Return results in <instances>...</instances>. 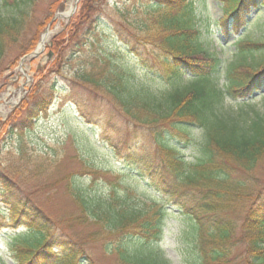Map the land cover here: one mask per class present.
Here are the masks:
<instances>
[{
  "label": "trees",
  "instance_id": "16d2710c",
  "mask_svg": "<svg viewBox=\"0 0 264 264\" xmlns=\"http://www.w3.org/2000/svg\"><path fill=\"white\" fill-rule=\"evenodd\" d=\"M40 1L0 0V74L35 51L42 31L63 9L64 1L59 0L51 4L44 21H37ZM135 1L134 9H118L123 25L130 22L128 39L133 42L126 41L127 51H119L127 56L135 53L144 67L142 77L135 72L139 64L123 63L120 52L91 50L105 0H81L78 17L47 47L56 58L53 68L65 65V49L70 48L73 56H80L73 81L107 98L127 122L148 129L162 160L157 172L149 168L148 172L168 178L170 193L176 191L180 196L175 207L190 222L187 232L193 247L189 254L194 264H264V190L250 176L264 161V114L238 109L233 116L223 104L225 98L248 100L264 92V57L247 61L250 55L264 51V43L238 41L233 62L222 66L202 45L196 0ZM222 2L223 16L215 24L220 23L225 34L237 35L248 25L251 13L264 7V0ZM30 29L32 37L25 43L22 39ZM134 46H155L157 53L153 56L151 52L150 59ZM14 51L19 52L15 60L11 59ZM222 73L226 84L219 88L217 76ZM50 91V97L31 106L24 104L10 124H4L10 138L17 137L18 129L20 133L24 127L31 129L47 113L52 87ZM38 92L34 90L28 102ZM23 110L27 116L14 127ZM195 129L202 131L197 144L190 134ZM20 136L16 156L0 166V232L7 231L0 264H94L77 237L57 235L58 227L32 199L37 189L26 193L33 178L25 177L23 168L27 167L28 175H42L45 169L38 162L40 157L59 162L57 156L30 152ZM191 146L200 155L187 161L178 149ZM85 168L89 175L102 174L91 163ZM68 192L80 213L77 222L92 223L101 234L117 235V241L106 245L118 264H166L154 249L163 234V205L137 206L118 194L101 198L73 184ZM236 211L241 213L239 220L229 217ZM236 250L240 251L237 255Z\"/></svg>",
  "mask_w": 264,
  "mask_h": 264
},
{
  "label": "rangeland",
  "instance_id": "374dc122",
  "mask_svg": "<svg viewBox=\"0 0 264 264\" xmlns=\"http://www.w3.org/2000/svg\"><path fill=\"white\" fill-rule=\"evenodd\" d=\"M57 1L59 0H41L36 8V20L44 21L51 4ZM63 1V9L56 14L53 23L42 31L40 40L49 31L48 42L51 44L53 37L78 17L81 0L72 1L74 10H70V14L66 16L64 14L69 11L71 0ZM196 2L197 28H200L203 34L202 45L208 53L216 55L222 61V66L233 62L236 55L234 45L238 41L264 43V7L253 11L248 18V25L235 35L225 34L221 24H215V21L222 19L223 16L222 0H196ZM136 3L135 0H105V8L104 11L102 9L100 24L93 38L94 45L91 50L96 49L108 54L120 52L121 49L127 51L126 41L132 42V39H128L132 31L128 26L130 22H127L128 25H123L118 9L126 8V11L134 9ZM60 14L63 16L59 17ZM137 16H142V12L139 11ZM128 18L132 19L136 16ZM32 34L31 29L26 31L22 41L28 43ZM123 39L125 42L122 41ZM47 47L49 46L46 45L34 58L24 60L26 57H23L0 74V166L5 165L4 162L9 157L16 156L21 134L29 145L30 152L46 154L50 158L58 157L59 163L46 162L40 157L38 162L45 169L42 175H39L40 173L28 175L27 167L22 169L21 172L26 174L25 177L33 178L26 193L33 188L37 189V194L33 195L32 199L54 222L55 227H58L57 235L77 237L81 244L86 245L83 249L85 256L91 258L94 264H118L116 256L108 251L106 245L108 241H117L118 237L101 234L99 228L92 223L83 226L76 221L80 213L69 195L70 184L88 194L95 193L101 198L118 194L121 197L127 196L129 203L137 206L163 205L166 209L163 234L154 249L166 264H194L195 260L189 254L193 247L192 239L187 232L190 222L175 207V202L180 196L176 191L170 193L172 188L168 184L170 181L167 180L168 178L162 179L159 173L148 172V168L150 172H154L162 165L161 155L158 156L159 151L148 129L127 122L115 111L107 98L73 81V71L79 65L77 59H80V56H73V52H69L70 48L65 49L62 61L65 65L53 68L56 58L49 57ZM133 49L139 53L141 50L145 56L151 52L153 56L157 53L155 46H148V49L134 46ZM18 53L14 51L11 59L15 60ZM121 54L124 57L123 63L129 66L139 64L135 72L137 76L142 77L144 67L136 60L135 53L131 56ZM263 57L264 51L250 55L247 61L253 63L252 61H258ZM69 61L73 64H68ZM217 78V84L222 88L226 84L223 73ZM51 87L53 98L47 113L34 121L31 129L24 127L22 130L24 132L21 133L18 129L19 135L15 133L17 137L10 138V130L7 132L4 124H10L14 114L24 109V104L26 106L28 103V106H31L37 101L50 97ZM37 89L39 94L36 99L28 102V97ZM223 104L226 111L233 116L238 109L248 113L255 111L263 115L264 92L248 100L237 101L225 98ZM27 114L28 111L23 110L14 127L20 126ZM201 132L195 129L190 133L193 143H199ZM178 150L187 161H194L195 157L200 155L195 146ZM90 163L102 173L100 176L86 173L88 170L85 166ZM250 176L254 184L258 187L262 185L264 190V161ZM240 215V211H236L229 217L239 220ZM6 233L5 230L0 232L1 252L5 249ZM237 253L240 251L236 250L235 254Z\"/></svg>",
  "mask_w": 264,
  "mask_h": 264
},
{
  "label": "water",
  "instance_id": "95a60500",
  "mask_svg": "<svg viewBox=\"0 0 264 264\" xmlns=\"http://www.w3.org/2000/svg\"><path fill=\"white\" fill-rule=\"evenodd\" d=\"M59 17H62L63 15H58ZM47 34L48 33H45L44 35H43V37H42V39H41V44L38 46V48H37V50H36V52L33 54V55H31L30 57H36L38 54H39V51H41V50H43L44 49V47H45V44H46V42H45V40H44V37H46L47 36ZM52 53H50L49 54V57L50 58H52Z\"/></svg>",
  "mask_w": 264,
  "mask_h": 264
},
{
  "label": "bare ground",
  "instance_id": "6f19581e",
  "mask_svg": "<svg viewBox=\"0 0 264 264\" xmlns=\"http://www.w3.org/2000/svg\"><path fill=\"white\" fill-rule=\"evenodd\" d=\"M72 1H75V0H71V1H70V3H69V8H70V9H69V11H67V12L64 14L65 16H66L67 14H70V12L74 10V7H73V5H72ZM76 1H77V0H76ZM70 10H71V11H70ZM49 37H50V33H48L47 36L44 37L45 42L48 41Z\"/></svg>",
  "mask_w": 264,
  "mask_h": 264
}]
</instances>
